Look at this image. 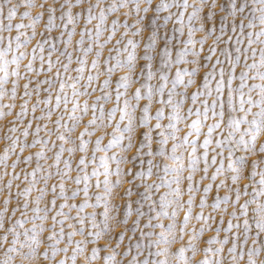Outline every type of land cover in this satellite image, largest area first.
<instances>
[{"label": "snow or ice", "instance_id": "obj_1", "mask_svg": "<svg viewBox=\"0 0 264 264\" xmlns=\"http://www.w3.org/2000/svg\"><path fill=\"white\" fill-rule=\"evenodd\" d=\"M0 120V264H264V0H0Z\"/></svg>", "mask_w": 264, "mask_h": 264}, {"label": "rangeland", "instance_id": "obj_2", "mask_svg": "<svg viewBox=\"0 0 264 264\" xmlns=\"http://www.w3.org/2000/svg\"><path fill=\"white\" fill-rule=\"evenodd\" d=\"M21 11H23V9H21ZM228 34L229 35H232V33L229 31L228 32ZM227 37H225V39H226ZM111 45H109V47H110ZM26 62V61H25ZM73 67H75V65H73ZM74 74V73H73ZM122 74V73H121ZM21 83H23V82H21ZM152 83H156V80H154V81H152ZM112 87L114 88L115 87V85L113 84L112 85ZM213 87H214V84H213ZM68 92H69V94L71 93V89H68ZM83 99H87V98H82V100ZM141 103H143V101L141 102ZM18 104H19V100H18ZM188 105H186L185 107H187ZM108 107H111V105H108ZM155 108H156V105H153V110H152V112H151V114L154 116L155 115ZM18 110V109H17ZM40 113H39V111H37V113H36V115H39ZM31 117V111H29V118ZM194 118V117H193ZM8 120H11L12 119V117H8L7 118ZM88 119V117H85V120H87ZM190 122V121H189ZM211 121H209V123H210ZM40 123L41 124H43L44 123V121H40ZM152 123L154 124L155 123V121H152ZM162 123H167V120L165 119L164 121H162ZM5 124H6V121H4V120H0V134H2V132L3 131H6V127H5ZM35 124H36V122L34 121L33 122V128L35 127ZM49 127H51V125H49ZM180 127H181V129H182V133L183 132H186L187 131V129L184 127V125L183 124H181L180 125ZM110 131V130H109ZM205 131H206V129H205ZM97 134H99V133H97ZM41 135H43V133H41ZM31 136H29V140H31ZM110 137L109 136H105V139H104V141H103V143H107V140L109 139ZM94 139H95V137H93V141H94ZM202 140H203V137H201L200 138V141H201V143H202ZM4 143H6V142H4V141H2V140H0V150H2V148H3V145H4ZM91 147V146H90ZM36 149H32V151L34 152ZM24 155H28V152L26 151L25 153H24ZM50 155V154H49ZM65 155H67V153H65ZM89 155H90V153H89ZM99 155H100V153H97V157H99ZM15 157H13V159H14ZM51 162V161H50ZM21 168H23L24 167V165H21L20 166ZM9 170H11V169H9ZM20 169L18 168L17 169V171H19ZM89 171H91V165H89ZM211 171V170H210ZM73 175H75V173H73ZM156 177H153V179H155ZM101 179H102V177H101ZM258 179V178H257ZM21 180H23V176H21ZM205 183H207V181H205ZM74 186V185H73ZM81 187H82V185H81ZM15 190V189H14ZM186 191V190H185ZM223 189L221 190V194H223ZM210 196H212L213 195V193H210L209 194ZM133 199H135V196H133ZM185 199H186V195H185ZM88 211H91V209H88ZM194 213L195 212H198L199 211V209L198 208H194ZM205 214H207V211H206V213ZM180 215H181V217H182V213H180ZM206 235H210V234H208V233H206ZM76 239H79V237H76ZM185 239H187L186 237H185ZM127 242V241H126Z\"/></svg>", "mask_w": 264, "mask_h": 264}]
</instances>
